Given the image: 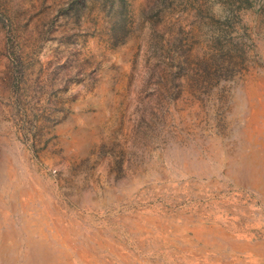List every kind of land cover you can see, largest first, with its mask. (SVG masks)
<instances>
[{
  "label": "rangeland",
  "instance_id": "obj_1",
  "mask_svg": "<svg viewBox=\"0 0 264 264\" xmlns=\"http://www.w3.org/2000/svg\"><path fill=\"white\" fill-rule=\"evenodd\" d=\"M0 264H264V0H0Z\"/></svg>",
  "mask_w": 264,
  "mask_h": 264
},
{
  "label": "clouds",
  "instance_id": "obj_2",
  "mask_svg": "<svg viewBox=\"0 0 264 264\" xmlns=\"http://www.w3.org/2000/svg\"><path fill=\"white\" fill-rule=\"evenodd\" d=\"M212 13L219 18H225L227 16V11L221 3H214L212 5Z\"/></svg>",
  "mask_w": 264,
  "mask_h": 264
}]
</instances>
